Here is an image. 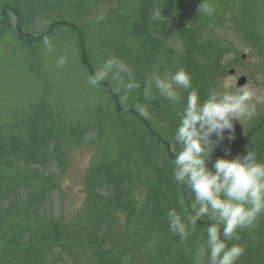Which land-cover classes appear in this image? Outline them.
<instances>
[{"label": "rangeland", "instance_id": "rangeland-1", "mask_svg": "<svg viewBox=\"0 0 264 264\" xmlns=\"http://www.w3.org/2000/svg\"><path fill=\"white\" fill-rule=\"evenodd\" d=\"M183 1L196 6L202 2ZM207 3L214 9L212 14L222 22L216 26L219 39L229 44L231 50L223 62L232 64L219 75L212 90L223 91L222 85L227 82L232 85L230 91L249 88L264 96V59L259 55L264 48L252 45L254 37L264 42V0H207ZM137 9V0H43L36 10L38 17L35 16L37 24L33 34H41L37 41L28 43L19 40L17 20L13 21L12 33L0 37V200L11 195L13 202H20L14 203L18 217L11 219L9 216L3 221V216H0V229L3 230L0 234V256L8 255L12 247L10 244L16 240L14 234L5 236V227H34V220L41 218L60 222L69 228H80L90 212L98 210L106 201L105 197L110 196L100 187L98 194L101 196L88 190V183L92 182L90 179L102 184L103 178L100 180V177L104 176L99 173L100 168L106 170L113 166V173L120 174L125 192L135 193L138 212L143 205L146 184L153 180L152 173L146 167L148 153L142 139L148 131L139 124L143 119L148 123L147 128L151 124L156 128L172 151H179L174 139L176 128L168 127L167 130V123L161 120L165 115L159 110L166 106L180 114L183 111L181 100L171 102L164 99L155 89L152 77L154 74L167 76L182 69L181 59L173 57L170 60L162 53V48L155 52L153 47L143 43L135 32L130 31L131 23L137 18ZM57 20L83 27L86 34L83 44L87 46L90 65L98 79L111 86L125 111L143 107L146 115H141L137 110L140 118L135 117L132 122L130 119L125 122L114 119V105L107 90L89 83L90 74L83 65L78 37L65 28L51 30ZM164 30L166 34H172L168 25ZM45 37L52 43L51 52L43 43ZM135 54H143L139 66L136 65ZM62 56L66 57V63L58 67L57 60ZM110 59L114 63L106 68L105 64ZM232 69L236 73L228 74ZM242 77L247 79V83L239 87L238 80ZM146 89L150 95H145ZM177 91L182 97V89ZM252 104L253 116L234 120V138L229 141L228 132H225L226 138L213 154L225 153L231 156H226L229 159L245 154L232 149L264 117V103L252 101ZM35 114H39L40 119L48 116L51 122L48 126H52V131L60 139L58 143H51L52 151L47 161L49 166L43 171L24 167L22 155L25 156L26 151L22 147L18 150L16 145L26 139L27 123ZM261 134L264 136V128ZM133 138L138 140L137 145H134ZM152 156L149 154L150 159H153ZM157 161L161 163L162 160ZM214 161L209 159L208 168H213ZM29 178L32 180L27 181ZM27 187H33L35 194L45 196L38 206L39 213L36 209L28 210L30 201L22 197ZM112 211L104 209L102 213ZM136 211L132 214L133 217L136 214L135 217L126 226L128 233H125V242L130 246L132 240L134 244H141L138 238H142L145 232L146 224L140 221ZM111 214L118 226L127 219L122 213ZM161 222L158 227L165 228L174 241L176 237L170 231L167 220ZM245 234L248 241L264 245V223L257 221L253 226L245 227ZM157 238H151L153 243L148 240V245H143V254L132 250L127 264L130 259L134 261L133 264H141V260L144 264H164L165 260L162 261L157 248L152 250V246L161 244ZM192 244L194 249L191 255L194 257L196 250L204 245L203 237L200 236L197 243ZM79 248L76 242H71L65 251L55 249L49 252L46 264H100L94 256L98 248L88 245ZM172 252L179 254L181 244H173ZM13 257L9 258L13 261H9L10 264H24L23 257Z\"/></svg>", "mask_w": 264, "mask_h": 264}, {"label": "trees", "instance_id": "trees-1", "mask_svg": "<svg viewBox=\"0 0 264 264\" xmlns=\"http://www.w3.org/2000/svg\"><path fill=\"white\" fill-rule=\"evenodd\" d=\"M42 1L0 0V37H4L9 32L12 33L13 21L17 20L18 28L16 29L19 32L17 34L19 40L28 43L37 41L41 34L37 33L38 35H34L33 32L36 31L37 22L35 23V20L38 17L36 10L42 5ZM137 2V18L131 23L130 31L135 32L143 43L153 47L155 52L162 48V53H165V56L170 60L173 57H180L181 68L191 77V89L199 94L201 100L206 99L209 92L215 86L219 75L232 65L223 62L226 54L228 55L231 50L228 48L229 44L226 45L225 41L223 42L219 39L220 35L216 30V26H219L222 22L214 14L199 13V6L191 2H182V0H137ZM63 23L57 20L51 26V30L65 28L71 30L78 37L80 52L83 56V65L89 72L90 77L98 79L93 67L90 65L89 54L86 50L87 46L83 44V39L86 37L83 27L73 22ZM167 25L172 29V34H166L164 28ZM26 38L28 40H25ZM252 40V45L255 48H264L263 41L256 37ZM259 55L264 59V52H259ZM135 56L137 60L136 65H141L143 54H135ZM96 85L103 87L110 95L114 105V119L116 121L122 120L125 122L130 119L132 122L135 117L137 119V109L125 111L121 105V101L106 81L98 79ZM182 91L183 96L180 99V104L184 108L188 93L183 89ZM154 106H156V103ZM172 109L165 106V109L159 110L165 117L163 120L158 116V119L160 120L161 118L163 123L164 121L167 123V130L168 127L175 129L179 125L181 113L178 114ZM49 122L48 116H42L40 119L39 114L33 115L27 123L28 131L26 132V139H24L22 144H16L18 150H21L22 147L26 151V155H22V158L25 163L24 167H28L27 169L33 167L34 169L37 168L39 171H43L49 166L47 161L50 151H52L51 143L53 141H56V143L60 141L59 137L52 131V126H48ZM139 124L144 126L148 131L143 136L144 139L142 141L148 153L146 167H148V170L153 175V180L146 184V193L140 210L136 211L138 202L135 193L125 192L123 179L120 178L119 173H113V166L106 170L100 168L99 173H102L104 176L100 177V180L103 178L101 180L102 184L90 179L92 182L88 183V190L91 193L94 192L96 195H100L98 194V187H100L110 193V196H104L106 201L102 203L103 206H99L96 211H91L87 220H84L80 224V228H69L60 222L41 218L34 220V227L22 225L5 227V236L14 234L13 236H15L16 240L10 244L12 247L9 249V254L0 256V264L12 263L13 261L10 259L14 258L13 256H17L18 258L23 257L24 264H46L49 252L55 249L60 252L65 251L70 247L71 242H76V245L80 247L79 249H82L86 245L98 248L94 256L99 260L100 264H127V259L132 256V250L143 254V245H148V240L153 243L151 238H155L156 236L158 237L157 242L161 241V244L158 247L152 246V250H156L157 248V253L162 255V261L165 260L164 264H194L195 260L191 255L194 249L192 242L197 243L200 236H202L205 245L207 238L206 229L209 221L206 217L197 221L195 228L190 230V235L184 241H181L178 235H175L176 238L173 241L165 228L158 227L159 222L163 219H166L168 222L167 213L173 208L182 217L186 214H191V197L186 189L173 178L172 162L176 153L170 149L169 143L156 132V128L152 124L150 128H147L148 123L145 122V119ZM263 128L264 117L261 122L253 125L246 138L235 145L232 150L238 149L241 152L243 151L244 155L247 152H251L257 161L264 162V136L261 134ZM137 142L138 140L133 138L134 145H137ZM135 147L137 149V146ZM149 154L153 155V159H150ZM226 156L228 157L229 155L225 153L222 155L212 154L211 158L212 160H216L217 158H226ZM158 159L162 160L161 163L157 161ZM209 169H212V167ZM111 174L115 175V177ZM30 180L32 178H29L27 181ZM32 188L27 187V191H25L22 197H25V200H28V202L30 201L28 205L30 212L36 209L35 211L39 213L40 208L38 206L43 203L45 196L35 194V190ZM10 196H5L4 199L0 200V216H3V221L9 216L11 219L14 216H19L18 210L14 208V203L18 204L20 202H13ZM98 199L102 200L99 196ZM181 201L184 202L183 205H181ZM21 204L23 205V202ZM104 209H113V213L125 214L127 219L118 226L116 218H113L111 214L112 212L103 214L102 211ZM135 211L140 221L145 222L146 225L143 237L138 238L141 244H134L135 241L132 240L130 241V246L126 245L127 241L125 242V239L127 237L125 233H128L126 226L135 217L136 214L134 217L132 215ZM257 221L259 224L264 223V213L260 214L253 224L248 227L253 226ZM161 223L163 224V222ZM163 226L165 225L163 224ZM1 233H3V230L0 229ZM236 235L239 238L233 239L228 243L229 246L238 244L243 248V253L237 264H264V245L262 243L256 245L248 241L245 228L238 229ZM172 243L175 245L181 244V252L179 254L172 252ZM10 245L5 246L9 247ZM70 252L74 255L72 251ZM131 263L133 264L134 261L132 262L130 259L128 264ZM141 264H144L143 260H141ZM205 264H207V261Z\"/></svg>", "mask_w": 264, "mask_h": 264}, {"label": "clouds", "instance_id": "clouds-1", "mask_svg": "<svg viewBox=\"0 0 264 264\" xmlns=\"http://www.w3.org/2000/svg\"><path fill=\"white\" fill-rule=\"evenodd\" d=\"M198 11L211 15L214 9L207 0H202ZM43 43L51 52L49 38L45 37ZM65 63L66 57L57 60L58 67ZM113 63L108 60L105 67ZM152 81L159 94L171 102L181 99L177 89L188 93L174 137L179 151L172 162V175L191 197V214L182 217L176 209L169 210V229L184 241L197 221L206 217L209 221L206 243L194 253V264H204L205 258L207 264H237L243 248L238 244L229 246L228 242L238 239L237 230L252 225L264 213V162L247 152L231 159L217 158L212 169L207 165L216 147L226 138L225 132L229 141L234 138V120L250 119L254 114L252 101L264 103V96L249 88L230 91L232 85L226 82L223 91L211 90L201 100L191 89V77L183 69L163 77L154 74ZM89 83L95 85L98 79L90 77ZM145 95H150L148 89ZM137 110L141 115L147 114L143 107Z\"/></svg>", "mask_w": 264, "mask_h": 264}, {"label": "water", "instance_id": "water-1", "mask_svg": "<svg viewBox=\"0 0 264 264\" xmlns=\"http://www.w3.org/2000/svg\"><path fill=\"white\" fill-rule=\"evenodd\" d=\"M235 73H236L235 70H231L228 74L233 75V74H235ZM246 83H247V79H246L245 77H242V78H240V79L238 80V85H239V87L244 86Z\"/></svg>", "mask_w": 264, "mask_h": 264}]
</instances>
